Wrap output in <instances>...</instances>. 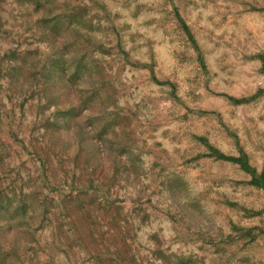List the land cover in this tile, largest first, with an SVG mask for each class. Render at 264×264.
I'll list each match as a JSON object with an SVG mask.
<instances>
[{
  "label": "rangeland",
  "instance_id": "374dc122",
  "mask_svg": "<svg viewBox=\"0 0 264 264\" xmlns=\"http://www.w3.org/2000/svg\"><path fill=\"white\" fill-rule=\"evenodd\" d=\"M0 264H264V0H0Z\"/></svg>",
  "mask_w": 264,
  "mask_h": 264
}]
</instances>
